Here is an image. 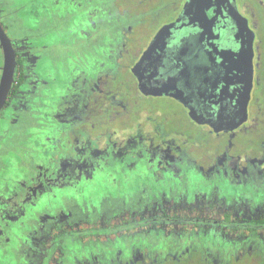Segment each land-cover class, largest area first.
<instances>
[{
  "label": "flooded vegetation",
  "instance_id": "flooded-vegetation-1",
  "mask_svg": "<svg viewBox=\"0 0 264 264\" xmlns=\"http://www.w3.org/2000/svg\"><path fill=\"white\" fill-rule=\"evenodd\" d=\"M21 1L0 0L7 34L23 30L0 112V264H66L71 241L73 264H264V0Z\"/></svg>",
  "mask_w": 264,
  "mask_h": 264
},
{
  "label": "rangeland",
  "instance_id": "rangeland-1",
  "mask_svg": "<svg viewBox=\"0 0 264 264\" xmlns=\"http://www.w3.org/2000/svg\"><path fill=\"white\" fill-rule=\"evenodd\" d=\"M99 1H101V2H103V3H105L107 6H108V8H110L111 7V3L110 4H108L109 3V1L110 0H105V2L104 1H102V0H99ZM118 2H121L120 0H117ZM170 1L171 0H156L155 2H154V5H160V6H168L169 4H170ZM125 2H127L126 0H125ZM113 5V4H112ZM128 6L130 7V10H134V9H136V10H138V11H144V9L143 8H138L137 9V7L136 6H132V5H129V3H128ZM143 9V10H142ZM112 11V13H116L117 12V8L113 5V10H111ZM146 11H148V9L146 10ZM140 12H139V14H140ZM151 17V16H150ZM124 19H126V21L128 22V23H133V22H135V21H138V20H140L141 19V16H139V15H127L126 16V18H124ZM152 18H150V21H154V19H152ZM50 24H52L51 22H50ZM101 25H100V27H99V29H101V26H102V28H104V29H107L108 30V25H105V24H103V23H100ZM12 25H13V23H12ZM52 25H54V24H52ZM99 29L97 30V31H95L94 32V30L92 29V28H88L87 30L88 31H90V33L93 35L94 34V39H97V37H98V33H99ZM75 30V29H74ZM26 32V31H25ZM23 34V30L19 27V28H17V25H15L14 26V28L13 29H10L9 30V35L11 36V38H14V37H16V36H20V35H22ZM103 34H102V38H103ZM53 49H55L60 55H63V53L65 54L67 51H68V49L67 48H65V47H60V46H58V47H56V48H52V50ZM81 57H84L85 58V56L83 55V54H81ZM63 58H65V57H63ZM58 65L57 64H54V67H57ZM15 135H18V134H15ZM15 146H17L16 144H14ZM100 188H102V187H100ZM84 193H86V195L87 196H95V195H98V189L95 187V185L94 184H90L88 187H86V189H85V192ZM107 193H108V191H107ZM100 194H101V192H100ZM74 199H77L78 200V202L80 203V198H70V200H74ZM84 199V198H83ZM100 198H86L85 200H87L88 202H84V203H87L88 204V206H87V209H91V207H92V204H95V203H97L98 202V200H99ZM13 230H16V227H13ZM17 231H18V228H17ZM17 234H19V231H18V233ZM19 238H21V236H20V234H19ZM18 240V239H17ZM79 248H78V246H77V243H74V242H69V243H67V251H66V264H73L72 263V260H73V256L74 255H80V251L78 250ZM4 257V256H3ZM2 256L0 257L1 259L3 258ZM6 260H4V262H5ZM11 262H13V259L11 258Z\"/></svg>",
  "mask_w": 264,
  "mask_h": 264
},
{
  "label": "water",
  "instance_id": "water-1",
  "mask_svg": "<svg viewBox=\"0 0 264 264\" xmlns=\"http://www.w3.org/2000/svg\"><path fill=\"white\" fill-rule=\"evenodd\" d=\"M0 46L3 50V66L0 78V112L12 88L17 66V54L13 42L0 22Z\"/></svg>",
  "mask_w": 264,
  "mask_h": 264
},
{
  "label": "trees",
  "instance_id": "trees-1",
  "mask_svg": "<svg viewBox=\"0 0 264 264\" xmlns=\"http://www.w3.org/2000/svg\"><path fill=\"white\" fill-rule=\"evenodd\" d=\"M91 1V0H89ZM30 0H22L21 1V6L25 7V5H27V3H29ZM5 24V23H4ZM9 25L6 23L5 24V28H7ZM20 60V59H19ZM2 64V59L0 57V65ZM21 82H25V79H22ZM109 108V107H108ZM107 116L109 117V113L107 114ZM94 120V116L90 113V118L88 120H86L84 123L87 127L88 130L91 131V124L93 123ZM87 145L89 146L91 144V142L87 139L86 140ZM263 224L264 225V219L258 221H254V223L252 224V226H256L259 224ZM259 224V225H260ZM78 264H144L142 257L134 254L133 257L127 259V260H120L119 258L117 259V262H111L110 260H106L104 261L101 257H99V260L95 259V255L93 253H91L89 256H84L83 258H80L77 260Z\"/></svg>",
  "mask_w": 264,
  "mask_h": 264
}]
</instances>
